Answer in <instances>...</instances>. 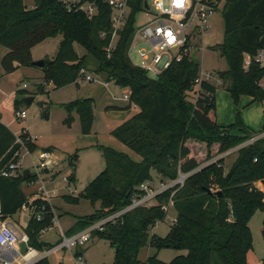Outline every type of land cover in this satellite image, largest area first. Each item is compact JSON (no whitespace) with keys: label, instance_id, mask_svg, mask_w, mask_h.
Masks as SVG:
<instances>
[{"label":"trees","instance_id":"obj_1","mask_svg":"<svg viewBox=\"0 0 264 264\" xmlns=\"http://www.w3.org/2000/svg\"><path fill=\"white\" fill-rule=\"evenodd\" d=\"M142 2H132L134 13L141 9ZM225 2V39L217 50L227 59L229 68L218 76L236 103L242 96L250 97L252 103L264 102L261 86L264 66L254 62L264 52V0ZM133 33L132 19L120 32L117 46L109 57L106 48L111 42L113 27L108 7H102L97 17L89 19L81 13H68L57 0H0V46L8 50L1 62L3 74L33 67V49L48 39L62 36L57 56L44 60L45 66L41 68L45 80L40 85L41 94L49 93L48 83L56 90L77 83L80 71L83 68L90 71L93 66L91 72L95 76L128 88L130 102L138 109L111 134L141 160L101 146L105 170L79 197H66L72 204L85 199L93 205L100 203V208L93 215L77 217L75 226L66 235L72 236L131 205L134 196L141 194L142 184L155 182L153 173L162 182L174 181L180 173H191L181 189L165 191L157 196L156 205L135 208L106 223L102 231L93 232V238L111 245L115 252L113 264H249L247 254L253 247L249 220L257 211H264V194L255 185L256 182L264 185V139L240 148L229 170L224 158L201 168L187 145L190 140L207 143L209 151L219 144L218 152L225 154L252 140L257 132L250 130L240 117L229 126L218 124L214 117L217 87L208 82L201 84V93L195 102L188 99L201 70L196 58H186L154 78L137 67L129 57ZM77 46L85 51L84 55L77 52ZM248 56L253 62L246 68ZM20 104L16 101L17 107ZM94 106L92 98L66 106L69 115L73 110L78 112L81 131L86 136L92 133L95 122ZM66 122L70 123V117ZM263 129L264 122L259 133ZM24 139L29 150L38 149L35 143ZM22 148L17 136L0 121V170ZM70 164L75 172L77 155L70 158ZM74 172L70 181H74ZM23 173L15 178L0 175V208L4 220H8L28 207L31 219L25 232L31 244L42 250L50 245L40 241L41 233L54 224V219L45 199L36 198L30 204L31 198L23 188L38 178L32 173L25 178ZM175 190L178 191L173 194ZM171 201L177 218L169 234L164 238L151 235L165 221L167 213L163 207ZM39 212L43 214L40 221L35 217ZM262 234L264 238V221ZM148 246L154 247L157 253L161 249H173L186 251L187 255L165 263L156 254L142 263L139 254ZM37 264L50 262L46 258Z\"/></svg>","mask_w":264,"mask_h":264},{"label":"rangeland","instance_id":"obj_2","mask_svg":"<svg viewBox=\"0 0 264 264\" xmlns=\"http://www.w3.org/2000/svg\"><path fill=\"white\" fill-rule=\"evenodd\" d=\"M33 3L30 2L29 6ZM226 2L222 1L219 9L212 18L211 29L207 31L199 41V48L193 52L201 64L204 73L211 72L214 76L211 84L217 87L216 92V111L215 119L219 125L229 126L241 121L250 128V130L259 133L264 122V102H254L247 96H242L239 103H236L226 83L219 80L218 74L229 68L226 58L220 56L217 47L223 44L225 39V26L223 11ZM62 36L54 39H48L42 44L35 47L32 51L34 62L40 60H53L59 50ZM80 55L85 51L76 47ZM8 53V50L0 46V119L10 127L17 135V138L24 137L31 139L37 145L36 151L28 149L31 155H28L26 149L21 150L22 168L30 170L34 175H38L37 181L31 185H24V190L32 197L45 199L50 206L51 216L54 221L57 220L48 229L41 233L40 241L49 243L50 246L57 245L61 239V230L68 232L76 224L77 217H86L93 215L100 208V203L93 205L90 201L81 199L78 204H72L66 200V197H79L87 185L95 180L106 168V162L103 157L101 146L111 147L119 152L128 154L136 161L141 158L132 152L125 145L115 139L111 132L118 127L127 118L128 115L135 114L132 108L129 112L121 110L107 111L108 105L119 106L123 108L127 103L121 99L130 90L123 86L110 83L105 87L100 83H89L78 80L77 83L65 88L54 90V86L47 84L50 92L41 94L40 85L45 83L44 72L40 67H21L16 72L5 75L1 65L2 58ZM135 64H139V57L133 56ZM93 66L90 73L94 74ZM100 78V77H99ZM102 82H106L101 78ZM28 88L24 89V85ZM225 84V85H224ZM228 85V84H227ZM264 88V79L261 82ZM198 88L194 93H190L188 99L195 102L198 97ZM23 91V93H19ZM94 98L95 122L92 133L83 135L81 131L80 117L76 110L70 115L66 110L69 104L86 98ZM33 98L31 103L26 99ZM16 101L21 102L17 107ZM24 102V104L22 103ZM43 105L41 106L40 104ZM24 109L26 117L18 118L17 112ZM70 117V123L66 122ZM26 133H25V132ZM27 134V135H26ZM254 134L253 137L257 135ZM30 137V138H29ZM24 139V140H26ZM193 156L200 163V167H205L221 158L225 160L226 169L229 170L238 157V149L232 150L231 153L220 154L218 152L219 144H215L211 151L208 150L207 143L189 141L187 143ZM39 147L51 149L54 153V165L50 173L37 170L34 163L39 159ZM77 155V167L75 172L70 164V158ZM72 172L75 173L74 181H70ZM154 174L155 185H159L160 178ZM66 179V180H65ZM42 181V182H41ZM257 188H262L260 182L255 183ZM44 186L48 197L42 192ZM263 189V188H262ZM30 199V204L32 203ZM29 208H24L21 212L10 217V223H17L22 229H25L30 221ZM177 218V211L170 207L164 222L159 223L152 231L151 235L166 237ZM263 221L264 211L259 210L254 213L250 220L249 226L253 234V247L247 254L249 264H264V238H263ZM87 248V249H86ZM83 249L84 256L88 264H113L115 252L111 245L104 240L93 238ZM159 260L170 263L178 256H186V251H176L173 249H161L157 253L154 247L148 246L139 254V260L145 263L149 258L155 256ZM75 260L74 253L68 250H59L49 257L50 264H73Z\"/></svg>","mask_w":264,"mask_h":264},{"label":"built area","instance_id":"obj_3","mask_svg":"<svg viewBox=\"0 0 264 264\" xmlns=\"http://www.w3.org/2000/svg\"><path fill=\"white\" fill-rule=\"evenodd\" d=\"M57 1L68 13H81L89 19L97 17L102 7L111 9L113 35L109 46L106 48L109 57L117 46L120 32L133 19L134 33L129 47V57L134 63L133 56L136 54L139 57L140 63L134 64L146 71L150 77L154 78L160 76L174 65L182 63L186 58H195L193 57V52L199 48L201 36L211 29L212 18L219 9L222 1L225 0H143L141 9L136 13H134V7L132 5L134 0ZM33 7L34 5L31 6V8ZM252 62L253 59L250 56L246 57L245 67L248 68ZM254 62L264 66V52H260L254 59ZM213 79L214 76L211 72L204 73L201 68L195 87L199 89L197 99L201 93V84L203 82L211 84ZM79 80L89 83H100L106 86L109 85V83L102 82L101 78L84 68L80 71ZM26 88L28 86L25 84L24 89ZM123 98L125 101H130V93L125 94ZM134 107L137 108L136 105ZM17 116L18 118L24 119L26 117L25 110L18 111ZM31 139L29 140L31 141ZM259 139H264V129L252 140L238 148L240 149ZM18 143H21L23 145L22 149H26L27 154L31 155L21 138H18ZM21 150L17 151L13 159L0 170L2 177L15 178L20 173H23L22 160L20 159ZM228 153L230 154L231 152ZM34 164L37 170H51L54 165L52 153L48 151L41 152L37 163ZM190 174L180 173L176 180L159 181V185H155L153 182L142 184L139 190L141 194H136L132 200V204L128 207L72 236H68L65 232L61 231L62 237L60 242L51 248H44L42 250L31 244L30 238L25 232L9 223L8 220H4L0 208V264H37L62 249L74 253L75 260L73 264H88L81 249L87 246L95 230L102 231L106 223L116 221L123 214L135 208L156 205L157 196L172 188L181 189ZM36 176L39 178L37 174ZM262 186L263 189H259L264 194V185L262 184ZM43 190L48 197L44 186L42 187V192ZM177 191L175 190L173 194ZM173 205L174 203L171 201L168 206L163 207V210L168 213L169 208ZM35 217L40 221L43 218V214L39 212ZM22 243L26 244L27 247L25 253L22 252Z\"/></svg>","mask_w":264,"mask_h":264},{"label":"crops","instance_id":"obj_4","mask_svg":"<svg viewBox=\"0 0 264 264\" xmlns=\"http://www.w3.org/2000/svg\"><path fill=\"white\" fill-rule=\"evenodd\" d=\"M50 85H53V84H49V86ZM103 86H105V87H109V85H110V83H109V85L108 86H106V85H104V84H102ZM54 86V85H53ZM54 90H56L55 89V86H54ZM48 91L50 92V90H49V88H48ZM90 98V97H89ZM92 98V97H91ZM92 99H94V98H92ZM95 100V99H94ZM123 102H125V103H127V105H125L122 109H124V108H126V107H128V106H130V108L129 109H124V111H127V112H129L132 108H134L135 109V111H136V113L138 112V109L137 108H135L134 107V105L133 104H131V102L130 101H125L124 100V98H122L121 99ZM95 103H96V101H95ZM114 107H119V106H113V105H108L107 107H106V110L108 109V108H110L111 110H114L113 108ZM120 108V107H119ZM21 110H24V109H21ZM107 111H110V110H107ZM135 113V114H136ZM135 114H131V115H128V117L126 118L125 117V120L122 122V123H124L126 120H128V119H130L133 115H135ZM0 121L2 122V123H4L13 133H14V131L12 130V128L10 127V124H6L5 122H3L1 119H0ZM121 125V124H120ZM119 125V126H120ZM118 126V127H119ZM117 128V127H116ZM115 128V129H116ZM114 130V129H113ZM112 130V131H113ZM261 130V129H260ZM112 133V132H111ZM15 134V133H14ZM16 135V134H15ZM17 136V135H16ZM43 151H46V150H44V148H41V147H39V152L41 153V152H43ZM52 153V155H54V153L53 152H51ZM23 190H24V188H23ZM24 192H25V194L29 197V198H32L33 200H34V198L32 197V193L31 194H27L26 193V191L24 190ZM36 199V198H35ZM32 200V201H33ZM29 212H30V216H31V211L29 210ZM31 219V218H30ZM9 222V221H8ZM10 223V222H9ZM11 224H13V225H15L18 229H20L21 231H23V232H25V230H26V228L25 229H22L17 223H11ZM28 226V225H27ZM62 231V230H61ZM64 232V231H63ZM26 233V232H25ZM66 233V232H65ZM59 243V242H58ZM57 243V244H58ZM49 244V243H48ZM52 246H50V247H48V248H51ZM87 249V248H86ZM86 249H81V252L84 254V251L86 250ZM53 255V254H52ZM51 256V255H50ZM49 256V257H50ZM49 257H48V259H49Z\"/></svg>","mask_w":264,"mask_h":264},{"label":"water","instance_id":"obj_5","mask_svg":"<svg viewBox=\"0 0 264 264\" xmlns=\"http://www.w3.org/2000/svg\"><path fill=\"white\" fill-rule=\"evenodd\" d=\"M33 66L43 68L45 66V61L44 60L35 61V62H33ZM32 101H33V98L26 99V102H28V103H31ZM40 105L42 106L43 103L40 104ZM46 173H49V171H46ZM23 175H24L25 178H28L31 175L30 170H25ZM21 248H22V252L25 253L26 252V248H27L26 244L22 243L21 244Z\"/></svg>","mask_w":264,"mask_h":264}]
</instances>
